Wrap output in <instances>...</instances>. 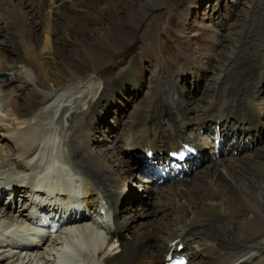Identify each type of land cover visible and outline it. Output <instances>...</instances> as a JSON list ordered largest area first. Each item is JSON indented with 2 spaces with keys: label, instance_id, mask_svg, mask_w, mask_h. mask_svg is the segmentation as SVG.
<instances>
[{
  "label": "bare ground",
  "instance_id": "6f19581e",
  "mask_svg": "<svg viewBox=\"0 0 264 264\" xmlns=\"http://www.w3.org/2000/svg\"><path fill=\"white\" fill-rule=\"evenodd\" d=\"M68 1L0 0V74L8 75L7 79L0 78V102L13 119L31 115L33 121L19 122L12 128L0 125L4 132L0 136L4 142L3 147L0 145L1 234L20 226L31 233L37 232L27 225L33 221V207L48 210L52 202H56V207H68L63 180L72 175L64 177L56 167L49 168L55 158L61 164L72 163L79 169L81 193L86 194L84 204L75 211L80 216L77 221L67 227L63 224L61 228H64L42 245L33 246L28 239L31 234L26 240L0 236V264H65L60 254L65 247L80 249V264H161V252L176 236L184 243L182 253L190 256L187 264H234L251 251L259 252L256 262L264 264V161L260 164L252 161L258 150L239 165L230 154L221 156L217 162L208 161L195 176L160 189L143 179L138 169L133 180L140 183L141 190L133 187L136 195L124 202L123 195L133 175L129 155H133L139 168L141 158L137 154L143 148L158 152L174 148L180 137L188 133L198 135L199 127L226 125L234 114L241 115L238 110L244 106L243 103L232 108L222 106L211 76L207 77L210 98L203 103L207 106L202 116L186 110L187 100L180 95L178 76L162 103L157 93L166 70L161 66L145 87L133 95V107H128L125 98L118 100L116 94L125 81L136 84L132 76L139 60L135 56L119 59L128 62L119 77L106 78L116 71L110 59L132 43L148 19L150 11H145L167 8L169 0H136L134 6L140 4L141 8L135 12L131 8L116 10L112 0ZM252 5L256 12L250 25L264 14L263 8ZM106 8H109L107 12ZM125 15L129 23L119 24L118 17ZM92 24V28L87 27ZM226 30L227 36L213 40L215 44L227 51L235 44L244 49L242 44L249 35L248 29L234 33L230 27ZM234 35L235 40L226 49ZM75 45L85 52L84 57H79L87 74L83 79H77L78 74L69 69L73 61L67 57L66 47ZM254 50L248 46L245 52L252 54ZM148 55L149 51L143 57ZM198 57L209 56L199 54ZM63 67H68V72L62 71ZM193 68L199 70V67ZM102 69L105 71L98 77L99 82L95 77ZM186 70L187 67L183 72ZM148 83L151 84L147 86ZM156 83H159L158 90ZM218 85L220 95L231 101L234 94L244 96L248 88L247 81L229 88L222 81ZM28 86L40 100L32 107L31 98L22 103ZM111 100L114 107L104 109V104ZM20 102L28 105V114L18 110ZM113 108L117 115L124 114V123L110 136L113 132L107 127L110 122L101 128L100 125ZM177 119L182 121L179 125ZM237 126L242 132L250 128L243 122ZM96 128H100L102 137L98 136L100 143L92 148L90 135ZM205 134H211V130ZM259 149L263 150L261 158H264V145ZM10 160L15 162L14 166ZM45 174L53 187L49 188L45 180L39 179ZM4 194L8 197L5 202ZM18 195L22 201H17L24 205L21 208L16 207ZM138 205L142 207L133 208ZM100 207H105V214L100 213ZM72 234L80 237L74 239ZM96 255L103 257L101 262L96 261Z\"/></svg>",
  "mask_w": 264,
  "mask_h": 264
},
{
  "label": "rangeland",
  "instance_id": "374dc122",
  "mask_svg": "<svg viewBox=\"0 0 264 264\" xmlns=\"http://www.w3.org/2000/svg\"><path fill=\"white\" fill-rule=\"evenodd\" d=\"M112 1H114V3H112L113 4L112 6L116 10H120V11L126 8H131L132 10L134 9L133 11L135 12L136 10H138V8H141L140 4L138 6H134L133 3H135L136 0L134 1L120 0V3L118 4L115 3L117 0H112ZM251 3H252L251 0H169L168 2L169 7L167 8L159 7L157 9H153L154 11H151L152 9H147L145 12L150 11V14L148 15V19L146 20V23L138 31L137 33L138 35L135 34L136 36L132 41V43L124 47L121 53L116 54L110 59V64L111 66L116 67V71L111 72V74L114 73V75L106 76V78H111V76L119 77L121 69L128 63L127 61H120V60L122 58L123 59L127 58V60H129L131 57H133L131 56L132 48L133 46H137L139 42H141L142 44L135 51L134 53L135 55L141 54V52L146 51L153 47L156 56L145 57L142 58L141 61H139L132 76V81H134L136 84H133L131 81L130 82L125 81L121 89H119L116 94L118 100L121 101L123 100V98H125L126 100L124 101L126 103L128 101V105H129L128 107L129 108L133 107L135 105V98L133 95L137 94L136 92L138 89L145 87L146 83L152 79L153 74L156 73L158 66H161L164 68V70H166L165 77L164 79H162L159 85L160 94L157 93L158 98L163 101L162 103H164L165 102L164 99L169 96L168 93L170 94L169 87L170 85L173 84V79L178 76V82H179L178 87L180 90V95L183 100L184 99L187 100V103H185L184 106L186 110L189 112V114L193 112L195 108L198 110H204L205 104L203 103L205 102L206 98H209V92L205 88L204 79H202V74L204 70L203 71L201 70L204 67H206V64L209 65V68L206 69V75H207L206 77L212 76L210 73H212L211 70L213 68L215 70L216 68L219 69L216 73L218 75L216 79L217 90L219 91V85H218L219 81H222L223 83V78H224V80L229 83L232 80H234V78L236 77L238 70L231 72L229 66L240 64L242 68H245L249 66L255 60V58L264 57V29H261L264 28V14L261 15L258 19H255L256 23L251 24L250 27L247 28L249 31V35L242 44V46L245 47L244 49H241L240 47L238 48V44H235L232 46L233 49H231V51H227L225 49L222 50V46L217 43L215 44V42L213 41L224 35L227 36L228 33L223 28V26L220 25V23H221V17H224V15L228 16L229 12L231 13V17L227 18L228 19L227 26L232 25L234 32L238 30L241 31L247 26V24H250L252 22V20L250 19V15L254 16V14L252 13ZM253 3L257 4L259 8H263L261 7V4H264V0H261L260 2L261 4H259L256 1H254ZM66 4L67 6H69L70 1L66 2ZM108 10L109 8L108 9L106 8L104 11L107 12ZM127 18H128L127 15L118 17L117 19L118 23L119 24L121 23L122 25L129 23V19ZM93 26L94 24H92L91 27L89 26L87 27L92 28ZM97 26L98 25H96L93 29L97 28ZM174 37H178L180 40L177 41V43L171 41L172 38ZM91 38L92 37H88L87 39H91ZM165 38L168 39L169 42L166 41ZM235 38L236 35H234L233 38L230 41H228V47L226 49H229L230 43L234 41ZM149 40H152V43ZM54 44L58 46L56 42ZM96 45H100V44H96ZM248 46H252L253 50L255 49L252 54H248L247 52H245L248 51ZM167 48L173 50L176 55H172L171 57H169L166 54H161V51ZM221 50L223 52H221ZM66 51H67L66 53L67 57H70L71 60L73 61L71 64H69L70 66L69 69L71 68L75 73L78 74L77 79L85 78L87 74L85 73L84 67H82V61L79 59V57L80 58L84 57L85 52L83 51V48L78 45L71 47L68 46L66 47ZM126 52H129V54L123 57V55ZM199 54L209 57H198ZM62 55H64V52ZM177 59L179 60L177 61ZM187 64L189 66H187ZM186 67L188 68V70L183 72V70ZM193 67H199V70ZM61 70L68 72V67H63L61 68ZM103 70L104 69L100 70V72L96 74L95 79L98 80L100 74H104L105 70L104 71ZM64 73L66 75V72ZM1 74H6V73H1ZM0 78L7 79L8 75L6 74V77L0 76ZM249 78L251 79V77ZM260 82L261 79L259 83ZM91 84L89 85V88H91ZM93 84L94 86H97L96 83ZM149 84L151 83H148L147 86ZM158 84L159 83H156L155 85V89L157 90H158ZM204 90L205 93H203L202 95L201 92ZM95 91H97L98 93L99 89ZM27 98L32 99L29 101L31 102V107L34 106L35 104L40 103L36 91L32 88H29V86L22 97L23 104L27 100ZM217 98L218 101L220 102V99L224 97L218 95ZM112 102L113 100L105 103L103 108L108 110V106L114 107V104ZM22 106L23 105L20 102V104L17 106L18 110L20 112L25 111L22 114H28V108H27L28 105H25L23 107ZM112 111L113 114L112 113L108 114L104 118L105 121L103 120L104 123H102V125H100V122L98 123L101 128L102 126L106 125L107 121L110 122V124H107V127L111 128V131H113L112 133L111 132L109 133L110 136L114 135L118 126L123 125L124 123V114L117 115L118 112L115 111V108H113ZM114 115H116L117 117ZM9 119L10 118L2 117L0 120V124H2L3 126L7 125L6 127L12 128L13 124L19 122H21L22 124H28L33 122L31 115H27L20 120L13 119V117H11L10 122ZM99 129L96 128L95 131L90 135L91 138L90 142L92 144L91 145L92 148H94L95 145L98 146L97 143H100V141L97 139L98 136L102 137L99 134L100 133ZM2 134L3 132L0 131V135ZM1 144L3 147L4 142L0 141V145ZM6 144L9 145L7 142ZM97 150L98 149H96V151ZM129 156H130L129 160L130 162L133 163V165L132 163H128V164L130 166V171L133 173V175L131 177V181H128V183L130 182L128 185L129 188L127 189V192L124 193L126 194L124 195V202L127 201L126 199L128 197L130 198L136 195L135 194L136 192H134L135 189L133 187H135L138 191L141 190L139 188L140 183L133 180L134 174L138 173L137 172L138 167L135 165L136 159L133 158V155H129ZM141 156L143 157V155ZM124 158L127 159V157L125 156ZM9 162L14 166L15 163L14 161L10 160ZM206 164L207 161L204 162V164L198 168V172L204 169ZM6 199L7 197L4 199V201H6ZM140 207L142 206L138 205V206H134L133 208L138 209ZM137 213H139V215L141 214L140 211L139 212L137 211ZM250 253L251 254L248 253L242 256L234 264H241L247 261L245 259L250 255L255 256V259L259 256V252L251 251ZM102 258L103 257L99 255L96 258V261L99 263L101 262ZM255 264H260V262L259 263L256 262Z\"/></svg>",
  "mask_w": 264,
  "mask_h": 264
},
{
  "label": "snow or ice",
  "instance_id": "6c2138e0",
  "mask_svg": "<svg viewBox=\"0 0 264 264\" xmlns=\"http://www.w3.org/2000/svg\"><path fill=\"white\" fill-rule=\"evenodd\" d=\"M181 264H182V262H181Z\"/></svg>",
  "mask_w": 264,
  "mask_h": 264
}]
</instances>
